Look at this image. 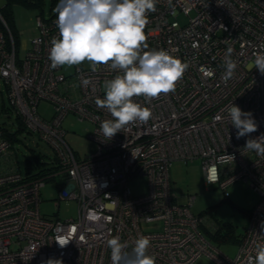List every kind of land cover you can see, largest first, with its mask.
<instances>
[{"label": "built area", "instance_id": "obj_1", "mask_svg": "<svg viewBox=\"0 0 264 264\" xmlns=\"http://www.w3.org/2000/svg\"><path fill=\"white\" fill-rule=\"evenodd\" d=\"M147 17L149 48L169 50L189 67L174 92L147 101L134 97L151 110V118L107 140L100 123L112 117L97 108L95 99L103 97L104 81L119 70L108 65L93 70L89 62L74 66L70 74L61 66L52 69L48 48L58 36L56 16L36 18L38 32L19 57L0 14V77L10 104L23 125L37 131L55 153L53 175L63 180L56 203H77L75 217H45L39 211L44 177L28 178L16 167L0 166V264H111L106 241L114 235L129 251L135 238L147 236L155 264H190L202 253L220 264H246L255 254L264 220V154L244 145L264 134V75L253 67L254 52L264 46V0H158ZM229 47L237 67L224 79ZM207 69L213 77L205 76ZM41 100L53 107L48 119L37 110ZM231 103L252 113L256 132L236 138L228 117ZM68 114L92 123L94 153L78 158L66 142L62 122ZM9 145L7 138L0 140V155ZM195 158L201 160L205 183L215 169V184L225 187L243 179L258 194L233 257L219 252L201 232L204 218L191 211L193 196L179 202L171 190V162ZM137 175L147 177V190L132 194L128 179ZM155 220L161 222L159 230L142 227Z\"/></svg>", "mask_w": 264, "mask_h": 264}, {"label": "clouds", "instance_id": "obj_2", "mask_svg": "<svg viewBox=\"0 0 264 264\" xmlns=\"http://www.w3.org/2000/svg\"><path fill=\"white\" fill-rule=\"evenodd\" d=\"M158 0H58L53 8L56 14L58 36L51 38L48 59L52 69L58 66H76L87 61L95 70L108 65L117 74L103 83V97H96L97 108L106 109L111 119L102 120L100 130L110 140L125 126L147 122L152 112L134 97L146 101L175 91L176 83L189 67L187 62L169 50L149 48L145 35L147 14L156 10ZM232 48L224 55V79L230 78L236 67L231 58ZM253 67L264 75V46L254 52ZM205 76H214L212 69ZM85 83H87L85 81ZM229 123L236 129V138L249 136L257 131V123L250 111L231 103ZM244 147L264 154V134L249 138ZM209 184L219 178L213 169L206 175ZM255 254L247 257L246 264H264V220L257 233ZM61 246L67 242L61 243ZM111 264H155L156 257L148 253L150 240L140 235L129 245L118 235L107 239Z\"/></svg>", "mask_w": 264, "mask_h": 264}, {"label": "rangeland", "instance_id": "obj_3", "mask_svg": "<svg viewBox=\"0 0 264 264\" xmlns=\"http://www.w3.org/2000/svg\"><path fill=\"white\" fill-rule=\"evenodd\" d=\"M56 0L53 4L55 7ZM3 0H0V7ZM50 0H45L42 16L48 15ZM39 9H29L23 5L13 6V17L18 29V56L23 57L30 39L38 32L36 18ZM53 11V10H52ZM87 64V61L84 62ZM74 66H61L65 74L72 73ZM38 112L45 118L53 113L52 105L41 100L37 105ZM19 118L12 108L8 98V86L0 77V129L6 133L0 135V140L7 138L10 142L7 154L0 155V166L4 168L16 167L23 176L30 175L26 165L28 163L43 162L46 167L51 165V158L55 156L52 147L43 140L37 131L23 126L18 129ZM62 127L65 130L64 139L74 151L75 155L85 157L95 152L94 141L89 138L92 131V123L85 119L79 120L75 115L68 114ZM11 136L15 139L11 140ZM37 171V168L32 170ZM169 180L171 190L176 194L179 202H184L187 195L193 196L191 211L204 218V226L200 227L205 238L217 248V250L229 257H233L238 250L239 237L248 224V212L258 201V194L247 181L238 179L228 183L225 187L204 182L200 158L192 160H174L169 166ZM63 185V180L56 176L44 178V185L40 188L41 201L39 211L45 217L57 216L58 218L75 217L77 215V203L74 200L59 199L58 189ZM148 180L145 175H137L128 179V187L132 194H141L147 190ZM212 229H225L229 226L231 235L228 239H222L218 235L213 236L206 225ZM145 230H159V220L142 224ZM216 232V231H215ZM190 264H220L209 255L202 253Z\"/></svg>", "mask_w": 264, "mask_h": 264}, {"label": "trees", "instance_id": "obj_4", "mask_svg": "<svg viewBox=\"0 0 264 264\" xmlns=\"http://www.w3.org/2000/svg\"><path fill=\"white\" fill-rule=\"evenodd\" d=\"M56 0H50L49 4V14L42 16V9L43 5L45 4V0H3V4L0 7V14L2 18L4 19L10 33L12 34L13 41H14V46L16 51L18 50V29L15 25L14 22V17H13V6L15 4H20L23 5L29 9H39L38 11V16L43 17L44 19H49L50 17H55L56 14L52 11L53 10V4ZM1 27L3 28V25L1 24ZM19 118V117H18ZM20 120V119H19ZM18 129H23V123L19 121ZM6 133V131H4ZM15 139V136H11V140ZM28 172H30V175L26 177H34V176H42V177H49V176H54L53 173L55 170L58 168L57 166V161L56 157L54 156L51 158V165L49 167H46L43 162L37 161L36 163H28L26 165ZM34 168H37V171H32ZM202 226H204L202 224ZM206 227L212 231V235L216 236L218 235L222 239H228L231 235V229L229 226L225 227V229H212L213 226L211 225H206ZM216 231V232H215Z\"/></svg>", "mask_w": 264, "mask_h": 264}, {"label": "snow or ice", "instance_id": "obj_5", "mask_svg": "<svg viewBox=\"0 0 264 264\" xmlns=\"http://www.w3.org/2000/svg\"><path fill=\"white\" fill-rule=\"evenodd\" d=\"M61 243H63V241H61Z\"/></svg>", "mask_w": 264, "mask_h": 264}]
</instances>
